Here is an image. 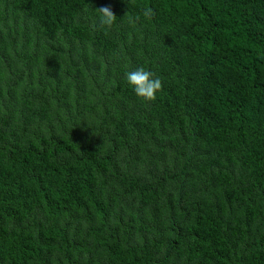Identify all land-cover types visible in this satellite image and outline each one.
<instances>
[{"label": "trees", "instance_id": "trees-1", "mask_svg": "<svg viewBox=\"0 0 264 264\" xmlns=\"http://www.w3.org/2000/svg\"><path fill=\"white\" fill-rule=\"evenodd\" d=\"M0 264H264V0H0Z\"/></svg>", "mask_w": 264, "mask_h": 264}, {"label": "clouds", "instance_id": "clouds-1", "mask_svg": "<svg viewBox=\"0 0 264 264\" xmlns=\"http://www.w3.org/2000/svg\"><path fill=\"white\" fill-rule=\"evenodd\" d=\"M98 18V24L101 28L111 29L117 22V17L112 9L111 4H105L95 9ZM128 23L135 24L141 19L151 20L155 17L156 12L151 6L142 8L139 15L133 16L131 13L126 14ZM126 83L135 95L144 100L153 102L157 98V93L162 90L163 84L160 77L155 72L144 67H138L125 73Z\"/></svg>", "mask_w": 264, "mask_h": 264}]
</instances>
